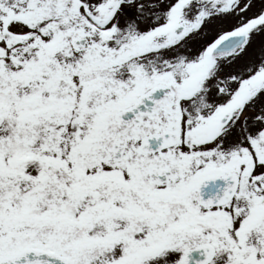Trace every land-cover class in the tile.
Instances as JSON below:
<instances>
[{
	"label": "snow or ice",
	"instance_id": "obj_1",
	"mask_svg": "<svg viewBox=\"0 0 264 264\" xmlns=\"http://www.w3.org/2000/svg\"><path fill=\"white\" fill-rule=\"evenodd\" d=\"M0 264H264V0H0Z\"/></svg>",
	"mask_w": 264,
	"mask_h": 264
}]
</instances>
